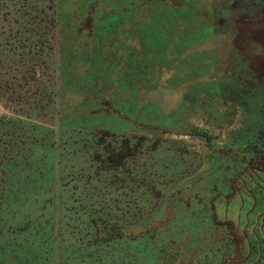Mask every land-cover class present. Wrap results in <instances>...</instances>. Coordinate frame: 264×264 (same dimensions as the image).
I'll return each instance as SVG.
<instances>
[{
    "label": "rangeland",
    "instance_id": "rangeland-1",
    "mask_svg": "<svg viewBox=\"0 0 264 264\" xmlns=\"http://www.w3.org/2000/svg\"><path fill=\"white\" fill-rule=\"evenodd\" d=\"M0 264H264V0H0Z\"/></svg>",
    "mask_w": 264,
    "mask_h": 264
}]
</instances>
